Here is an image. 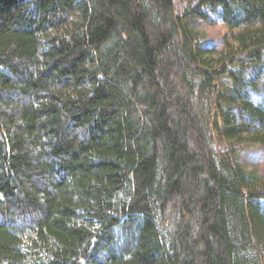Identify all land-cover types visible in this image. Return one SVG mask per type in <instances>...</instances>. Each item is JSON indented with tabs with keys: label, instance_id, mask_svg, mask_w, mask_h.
I'll use <instances>...</instances> for the list:
<instances>
[{
	"label": "trees",
	"instance_id": "trees-1",
	"mask_svg": "<svg viewBox=\"0 0 264 264\" xmlns=\"http://www.w3.org/2000/svg\"><path fill=\"white\" fill-rule=\"evenodd\" d=\"M247 152L264 0H0V264H264Z\"/></svg>",
	"mask_w": 264,
	"mask_h": 264
},
{
	"label": "rangeland",
	"instance_id": "rangeland-1",
	"mask_svg": "<svg viewBox=\"0 0 264 264\" xmlns=\"http://www.w3.org/2000/svg\"><path fill=\"white\" fill-rule=\"evenodd\" d=\"M200 29L205 33L208 39L215 41L220 40L227 29L224 26H201ZM255 148H250L253 151ZM247 155L250 156L251 162L248 164L249 168L254 172L264 171V159L261 155L254 152H247Z\"/></svg>",
	"mask_w": 264,
	"mask_h": 264
}]
</instances>
